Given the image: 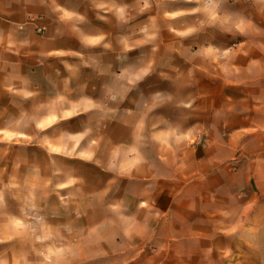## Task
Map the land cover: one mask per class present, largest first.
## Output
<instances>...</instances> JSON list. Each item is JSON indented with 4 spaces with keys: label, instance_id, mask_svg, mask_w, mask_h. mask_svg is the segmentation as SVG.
I'll list each match as a JSON object with an SVG mask.
<instances>
[{
    "label": "crops",
    "instance_id": "crops-1",
    "mask_svg": "<svg viewBox=\"0 0 264 264\" xmlns=\"http://www.w3.org/2000/svg\"><path fill=\"white\" fill-rule=\"evenodd\" d=\"M175 1L0 0V264H239L229 203L264 190V23L251 49L184 57Z\"/></svg>",
    "mask_w": 264,
    "mask_h": 264
},
{
    "label": "rangeland",
    "instance_id": "rangeland-1",
    "mask_svg": "<svg viewBox=\"0 0 264 264\" xmlns=\"http://www.w3.org/2000/svg\"><path fill=\"white\" fill-rule=\"evenodd\" d=\"M176 3V7H172L174 14L167 17L174 16V20L182 27L180 34L186 33L190 36L189 41L178 45L182 56L189 57L194 50L206 47L207 51L201 53L219 60L221 56L235 54V50H241L245 46L250 49L256 46L254 27L264 23V20H259L260 16L257 14L261 8L264 9V0H176ZM38 31L41 32L42 29ZM151 54L149 69L154 70L159 65V56L155 52ZM252 54L256 55L257 52L253 51ZM134 63L138 69L139 63ZM181 70L186 71L187 68L181 66ZM207 71V87H218L221 77L218 63L207 68ZM149 82L156 84L155 79ZM177 86L179 92L175 96L176 102L183 105L190 98L188 88H191L192 82L185 78L179 80ZM141 120V117L137 118L136 125H139ZM182 124H186L183 119L181 126ZM108 127L111 129V124ZM183 145L180 144V149H183ZM202 146V143L197 144L199 148ZM255 149L252 147L247 152L255 154ZM215 151L220 153L213 147V152ZM241 199L242 201L229 203L227 246H244L245 252L240 256V260H237L239 264H264V190H249ZM233 232H238L242 238L235 241L232 238Z\"/></svg>",
    "mask_w": 264,
    "mask_h": 264
}]
</instances>
